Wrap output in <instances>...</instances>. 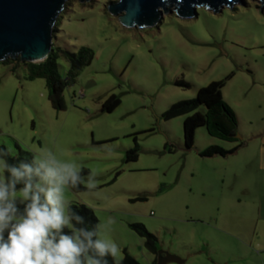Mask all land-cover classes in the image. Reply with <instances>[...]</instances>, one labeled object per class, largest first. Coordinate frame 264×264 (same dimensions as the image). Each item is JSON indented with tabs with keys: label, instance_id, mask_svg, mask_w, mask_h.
<instances>
[{
	"label": "rangeland",
	"instance_id": "374dc122",
	"mask_svg": "<svg viewBox=\"0 0 264 264\" xmlns=\"http://www.w3.org/2000/svg\"><path fill=\"white\" fill-rule=\"evenodd\" d=\"M240 1L189 18L171 8L153 26L132 28L111 12L118 0H67L52 45L89 47L94 57L66 87L65 109L52 106L46 80L31 78L23 62L0 61V146L13 156L51 149L95 172L96 190L69 188L66 197L90 206L98 223L115 219L107 235L120 261L124 249L141 264L155 260L130 227L140 222L159 250L185 260L168 264H264V4ZM58 65L66 76L67 58ZM231 73L223 96L237 115L235 138L200 126L186 148L187 115L163 113ZM112 93L121 103L103 111ZM136 142L138 159L126 161ZM211 145L238 149L200 155Z\"/></svg>",
	"mask_w": 264,
	"mask_h": 264
},
{
	"label": "clouds",
	"instance_id": "9594fccd",
	"mask_svg": "<svg viewBox=\"0 0 264 264\" xmlns=\"http://www.w3.org/2000/svg\"><path fill=\"white\" fill-rule=\"evenodd\" d=\"M10 151L0 148V264H120L122 250L107 235L115 219L90 228L66 197L81 184L96 190V173L85 180L77 163L47 148L10 164Z\"/></svg>",
	"mask_w": 264,
	"mask_h": 264
},
{
	"label": "trees",
	"instance_id": "16d2710c",
	"mask_svg": "<svg viewBox=\"0 0 264 264\" xmlns=\"http://www.w3.org/2000/svg\"><path fill=\"white\" fill-rule=\"evenodd\" d=\"M61 55L65 56L69 62V70L66 76H63L59 71L58 60ZM94 57V51L89 47H81L79 51L72 52L69 50H62L52 45L48 57L38 62L21 61L20 57L8 58L4 61L12 62V60H19L27 66L29 76L42 77L46 80L48 87V98L52 106L56 109H65L66 104L64 100V91L68 86L70 80L76 76L77 72L85 65H89ZM16 66V65H15ZM233 76V73L221 80L211 81L209 84L198 89L194 98L180 100L173 103L168 110L163 113L165 119H170L179 115L186 114L183 123L184 128V142L188 149H191L195 143V132L200 126H206L209 134L218 136L226 140H233L235 138V131L238 126V119L234 109L227 103L223 96V88L226 81ZM189 86V83H183ZM121 103L118 95L110 94L102 104L103 111H113ZM204 106L205 111H200L199 107ZM0 148L6 149L5 146ZM238 149V146L226 149L220 145H211L199 153L202 156H213L216 154L227 155L233 153ZM7 150V149H6ZM140 146L136 142L135 146L126 151L125 160L134 161L139 157ZM8 163L18 164L21 160L31 161L33 154L20 148V153L17 156L9 154L6 157ZM90 173L88 168L83 167L81 175L86 178ZM6 175V173H5ZM76 192L87 190L83 184L78 188H72ZM146 199V197H141ZM72 209L85 217L87 226L94 227L98 223V218L94 210L85 203L74 202L70 203ZM22 207V206H21ZM130 227L141 237L144 238L146 248L153 253L156 258L152 264L156 263L158 255V237L150 232L147 227L140 222L130 223ZM65 234H70L67 229ZM5 233V237H6ZM124 257L120 264H141L136 258L130 255L126 249L123 250ZM109 264H115L112 257H108Z\"/></svg>",
	"mask_w": 264,
	"mask_h": 264
},
{
	"label": "water",
	"instance_id": "95a60500",
	"mask_svg": "<svg viewBox=\"0 0 264 264\" xmlns=\"http://www.w3.org/2000/svg\"><path fill=\"white\" fill-rule=\"evenodd\" d=\"M67 0H0V61L20 57L21 61L46 59L53 44V29ZM86 1V0H82ZM262 5L264 0H260ZM242 4L240 0H118L111 12H122L128 26L150 27L160 16L173 8L181 16L197 15V8L206 6L219 11L226 5ZM184 262L165 250H158L154 264Z\"/></svg>",
	"mask_w": 264,
	"mask_h": 264
},
{
	"label": "crops",
	"instance_id": "0c3cea01",
	"mask_svg": "<svg viewBox=\"0 0 264 264\" xmlns=\"http://www.w3.org/2000/svg\"><path fill=\"white\" fill-rule=\"evenodd\" d=\"M203 251H204V248L199 247V249L195 253H200V252H203Z\"/></svg>",
	"mask_w": 264,
	"mask_h": 264
}]
</instances>
